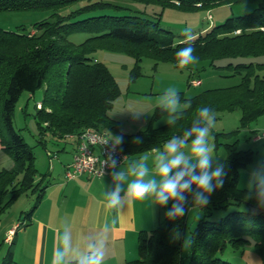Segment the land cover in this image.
Returning a JSON list of instances; mask_svg holds the SVG:
<instances>
[{
    "label": "trees",
    "instance_id": "16d2710c",
    "mask_svg": "<svg viewBox=\"0 0 264 264\" xmlns=\"http://www.w3.org/2000/svg\"><path fill=\"white\" fill-rule=\"evenodd\" d=\"M74 1L78 0H0V11L57 10ZM141 1L182 8H213L246 0ZM251 1L257 4L252 12L231 16L191 41L197 60L208 56L212 65L241 73V81L226 88H208L191 97L180 92V98L190 101L191 107L175 125L156 126L155 120L163 114L156 107L148 125L130 134L123 133L119 121L109 115L121 93L120 85L109 67L91 54L99 47L122 48L134 53L137 59L131 71L132 80L142 73V54L155 56L156 65L159 61H168L176 66V53L187 44H175L174 39L161 37L159 19L135 14H102L73 20L74 11L66 15L55 11L49 18L37 22L33 31L0 28V119L9 135L5 137L0 128L1 143L15 162L14 166L0 170V213L18 195L31 190L38 194L33 209L26 214L32 218L50 183V180L44 182L45 176L38 178L33 148L13 124L15 105L23 91L32 94L40 88L45 91L36 114L42 131L49 129L56 135L70 136L94 128L110 137L119 135L123 137L119 148L128 158L163 148L172 136L182 135L191 127L197 109L202 106L212 108L215 113L240 109V127L232 133L264 115V76L257 73L258 68L264 69V61L215 63L226 56L264 54V0ZM102 5L96 1L88 7ZM74 31L93 34L77 44L69 39ZM193 79H199L202 84L194 71L189 76V84ZM136 137H141L143 143H134ZM225 146L227 156L222 163L228 174L224 186L215 191L210 203L201 209L202 216L195 227L188 231V213L178 221L164 217L159 226L139 232L138 256L125 264H237L235 256L247 258L250 245L264 264V209L253 211L255 198H248L249 189L239 184L240 170L252 161L254 151L240 149L236 141ZM171 203L166 206V212ZM186 207L191 208L190 197ZM222 210L224 214H216ZM177 224L193 240L187 260L183 257V240L171 239L172 229ZM2 264H16L14 252L9 251Z\"/></svg>",
    "mask_w": 264,
    "mask_h": 264
},
{
    "label": "rangeland",
    "instance_id": "374dc122",
    "mask_svg": "<svg viewBox=\"0 0 264 264\" xmlns=\"http://www.w3.org/2000/svg\"><path fill=\"white\" fill-rule=\"evenodd\" d=\"M96 1L102 2L103 5L94 8L88 7ZM256 6V2L251 0L217 5L213 8H182L174 4L162 6L158 2H145L141 0H78L57 10L35 8L2 10L0 11V28L33 31L37 22L49 18L55 11L62 15L74 11L75 16L72 17L73 20L102 14H135L154 20L159 19L160 36L163 38L168 36L174 39L176 44L186 40L185 30H189L190 34L196 37L199 33L223 23L231 16H240L252 12ZM92 34L89 31H74L70 33L69 39L78 44ZM91 55L109 67L121 88V93L115 99L114 106L110 112L122 118H130V120L142 124V127L148 125L157 107L156 101L158 97L168 87H175L179 94L183 92L185 97H191L208 88H226L238 84L242 77L241 73L227 67L212 65V59L208 56L198 59L194 65L181 70L168 61H159L156 65L155 56L142 54L140 60L142 73L132 80L131 71L137 59V55L134 53L122 48L99 47ZM234 60L259 63L264 61V54L239 58H229L226 56L216 60L215 63L225 65L229 61ZM192 71L201 78L202 84H189L188 79ZM257 73L264 76V69L258 68ZM44 92L43 88L38 89L33 94L23 91L15 105L13 124L24 136L28 144L32 146L36 157L35 165L38 178L45 176L44 182L47 183L48 180L51 182L58 177V169L61 168L62 171L65 164L72 160L75 138L69 135H56L49 129L41 130L36 114L37 105L42 103ZM185 101L181 99L182 103ZM240 118V109L215 113V128L211 133L212 137H214L213 143L215 145L213 166L215 167L216 163H222L225 160L227 156L225 143L236 141L240 149H252L254 151L253 159L241 168L239 175L240 186L248 188L252 172L258 165H264V115L253 120L248 127L241 128L240 131L232 133V131L240 127ZM165 119L166 113H163L161 117L155 120V125L166 124L164 122ZM257 123H260V126L257 131H253L252 128ZM0 128H2L5 137L9 138L2 119H0ZM255 135H259V138H255ZM3 150V154L0 152V170L15 165L12 156L5 149ZM7 161L10 163L6 164ZM54 169H56L55 174L52 173ZM65 178L68 179L66 172ZM37 195V193L31 190L21 193L0 213V264H2L7 253L9 251L14 252V250H16V253H14L16 264H30L31 255L29 250L32 248L31 244L28 246L26 242L22 257L19 256V251L23 244V236L26 235L23 231L33 228V216L29 218L26 214L30 213L36 204ZM158 208L160 210V218L155 227L164 222L166 213V207L158 206ZM35 210L36 208L33 214ZM221 213L224 214L225 212L222 210L216 214L219 215ZM201 216V209L198 208L188 212V231L195 227ZM16 222L20 224L18 233L16 227L7 232V228ZM8 236H11L10 240L6 239ZM190 250V247L188 249L183 248L185 260L189 258ZM247 250V258L235 256L236 259L234 260H236L237 264H262L252 245L248 246Z\"/></svg>",
    "mask_w": 264,
    "mask_h": 264
},
{
    "label": "clouds",
    "instance_id": "9594fccd",
    "mask_svg": "<svg viewBox=\"0 0 264 264\" xmlns=\"http://www.w3.org/2000/svg\"><path fill=\"white\" fill-rule=\"evenodd\" d=\"M185 35L186 40L182 43L187 46L176 53V66L181 70L197 62L191 43L194 37L189 30H185ZM156 105L166 113L164 122L175 125L191 107V102L182 103L178 90L168 87L158 97ZM214 128V110L208 106L197 109L190 128L185 129L182 135L172 136L162 150H155L152 170L148 156L131 160L126 169L119 167L117 170V161L109 154L104 164L111 169L112 185L103 193L105 208L110 213L119 214L129 204L150 200L154 205L166 207L171 201L165 213L169 221H178L192 209H203L210 203L211 195L223 188L228 174L223 163L213 166L215 145L211 133ZM109 139L112 141V151L123 143V137L119 135ZM109 139L104 140L103 144ZM134 143L141 144L143 139L136 137ZM248 189V198L254 197L256 200L253 211L264 209V165H258L252 172ZM189 197L191 209L186 207ZM115 224L116 219L105 222L95 237L85 238L79 247L74 246L72 232L65 225L62 234H57L51 264H104L108 236ZM171 239L183 240L184 249L193 243L191 236L185 235L178 224L172 229Z\"/></svg>",
    "mask_w": 264,
    "mask_h": 264
},
{
    "label": "crops",
    "instance_id": "0c3cea01",
    "mask_svg": "<svg viewBox=\"0 0 264 264\" xmlns=\"http://www.w3.org/2000/svg\"><path fill=\"white\" fill-rule=\"evenodd\" d=\"M109 115L119 121L120 130L123 133L130 134L143 128L142 124L130 120V118H122L111 112ZM259 126L260 123L253 126V131H257ZM255 138H259V135H255ZM74 142L72 160L65 164L62 171L61 168L58 169V177L48 184L45 195L33 214V228L23 231L26 235L23 236L19 256L22 255L27 242L28 246L29 244L32 246L30 250L28 248L31 255L30 264H51L53 249L57 243V234H62L65 225L72 232L74 246L79 247L85 238L95 237L105 222L116 219V224L108 236L104 264L125 263L138 255L139 232L155 227L160 218L159 205H154L152 201L148 200L143 203L129 204L119 214L110 213L104 206L103 193L111 188L112 180L109 174L111 170L102 176L84 173L74 179L65 178V172L72 163L76 152L77 141L74 139ZM162 149H152L127 158V160L117 163V170L119 167L126 169L129 161L141 156L149 157L148 163L152 170V157L155 150ZM0 152L2 154L4 152L2 143H0ZM9 163L7 161L6 164ZM55 170L52 171L53 174H55ZM14 227L18 233L20 229L18 222L8 227L6 231L15 229Z\"/></svg>",
    "mask_w": 264,
    "mask_h": 264
},
{
    "label": "built area",
    "instance_id": "2783aa9c",
    "mask_svg": "<svg viewBox=\"0 0 264 264\" xmlns=\"http://www.w3.org/2000/svg\"><path fill=\"white\" fill-rule=\"evenodd\" d=\"M191 82L194 85L201 83L199 79H193ZM70 136L77 141V148L74 159L66 170L68 179H74L84 173L95 176H102L108 173L111 169L107 168L104 161L109 154L112 155L117 163L123 162L128 158L127 154L119 146L115 151H112L110 136L103 131L87 128L79 134H71ZM107 139H109L108 142L103 144V141ZM10 238L11 236H8L6 239L10 240Z\"/></svg>",
    "mask_w": 264,
    "mask_h": 264
}]
</instances>
